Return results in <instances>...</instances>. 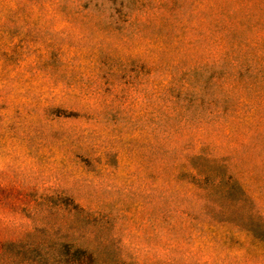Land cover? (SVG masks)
Here are the masks:
<instances>
[{
    "label": "rangeland",
    "instance_id": "obj_1",
    "mask_svg": "<svg viewBox=\"0 0 264 264\" xmlns=\"http://www.w3.org/2000/svg\"><path fill=\"white\" fill-rule=\"evenodd\" d=\"M119 1L61 0L48 16L0 23V264H71L77 235L105 264H201L202 252L218 256L203 264H264V242L236 221L216 230L233 241L187 258L171 252L181 232L157 219L169 205L154 191L153 99L155 61L164 70L189 62L173 42L194 27L220 30L219 41L189 47L207 59L187 78L190 100L195 91L202 103L187 106L180 134L159 148L176 153L199 135L201 153L226 164L220 173L243 183L246 209L264 218V0ZM184 204L195 212L191 196Z\"/></svg>",
    "mask_w": 264,
    "mask_h": 264
},
{
    "label": "trees",
    "instance_id": "obj_2",
    "mask_svg": "<svg viewBox=\"0 0 264 264\" xmlns=\"http://www.w3.org/2000/svg\"><path fill=\"white\" fill-rule=\"evenodd\" d=\"M60 1L0 0V13L5 12V15L0 16V23L7 20L10 15L15 16L17 23L31 22L48 16V13L58 10ZM85 1L87 4L94 0ZM105 1L109 4L116 2V0ZM118 6L122 7L123 3L119 1ZM23 10L34 11L35 15L32 17L30 14H27L29 16L15 15ZM106 18L109 20L111 17L107 16ZM226 19L229 25L222 28V31L226 35H231L233 33V19L230 18V15H226ZM218 20H214L215 23H218ZM109 23H111L110 20ZM189 30L193 31L194 34H189L184 44L180 45L178 40L173 42V46L181 58L187 56L188 64L182 65L180 61L172 62L164 70L157 59L155 66L161 70V74L156 78L153 88L156 130L155 154H157L154 191L161 202L169 205V210L158 212L159 217L157 219L166 220V229H176L181 232L176 240L169 239L168 242L171 252L181 255L182 258L195 255L198 248L203 244L213 246L230 239L233 241L232 236H228L226 233L216 234L217 229L226 227L233 229V221L237 222L235 224L237 231L242 232L255 242H264V218L252 209H246L247 205H252V199L246 192L245 186L233 176L220 173V170L225 172L226 169V164L221 159L217 160L210 154L201 153L202 143L199 135L195 136V139L187 138L184 141L185 144L176 153L172 152L175 150L174 147L159 148L162 144L171 142V135L176 134L178 136L180 134V130L185 125L186 119L183 118V112L187 106L202 103V97L195 91V97L190 100L187 78L203 70L206 67L207 59L197 60L194 56L196 49L193 53V48L189 47L194 46V44L219 41L220 36L217 35L220 30L218 29H213V32L208 27L204 30L195 27ZM206 51L204 50L203 55L209 56L210 53L208 52V54ZM206 104L209 107L206 111L209 119L221 115L222 110H212L211 107L214 104L212 99L207 100ZM168 120L176 121V129L169 130L163 126L162 122ZM178 143L176 142V144ZM179 178L184 181L185 188L171 187V182ZM187 196H191L196 204L193 214L187 212L188 209L184 204ZM73 207L75 210H81L80 206L74 205ZM82 238L83 236L77 235L72 240L71 264H105V260L102 259L95 247L91 248L78 243ZM206 248L212 249V247ZM196 257V260L202 261L201 264L218 260V256L208 252H202ZM173 260V264H176Z\"/></svg>",
    "mask_w": 264,
    "mask_h": 264
}]
</instances>
